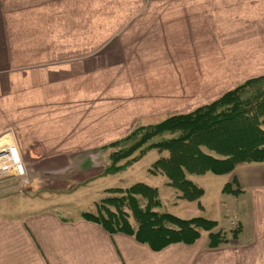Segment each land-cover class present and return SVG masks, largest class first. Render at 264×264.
Returning <instances> with one entry per match:
<instances>
[{"label": "crops", "instance_id": "1", "mask_svg": "<svg viewBox=\"0 0 264 264\" xmlns=\"http://www.w3.org/2000/svg\"><path fill=\"white\" fill-rule=\"evenodd\" d=\"M259 76L264 0H0V133L13 129L27 170L24 184L0 179V264H264V162L226 173L236 192H226L224 210L239 230L215 248L203 232L153 251L81 215H60L55 200L31 197L55 191L67 199L90 180L33 182L39 160H78L74 174L93 176L97 144L125 133L121 117L99 111L107 121L95 122L97 95L113 78L145 85L121 115L139 101L164 118ZM72 126L75 138L65 139Z\"/></svg>", "mask_w": 264, "mask_h": 264}, {"label": "trees", "instance_id": "2", "mask_svg": "<svg viewBox=\"0 0 264 264\" xmlns=\"http://www.w3.org/2000/svg\"><path fill=\"white\" fill-rule=\"evenodd\" d=\"M163 134L168 137L153 140ZM107 146L117 147L109 155V173L124 170L150 149L166 151L149 172L165 175L179 198L201 206L199 199L205 190L189 175H221L240 164L264 162V76L248 79L190 112L139 123ZM136 151L138 154L129 158ZM222 191L236 192L229 183ZM111 192L116 194L101 199L95 211H85L81 216L111 234L132 236L153 251L174 243L191 244L203 232L208 233L207 246L215 248L235 239L239 230L238 226L227 232L217 229L218 222L203 215L181 217L157 211L161 204L158 188L141 181Z\"/></svg>", "mask_w": 264, "mask_h": 264}, {"label": "rangeland", "instance_id": "3", "mask_svg": "<svg viewBox=\"0 0 264 264\" xmlns=\"http://www.w3.org/2000/svg\"><path fill=\"white\" fill-rule=\"evenodd\" d=\"M119 74V73H115ZM127 75V73L125 72ZM141 79L133 78H113L111 85H109L101 95H97L96 98V118L95 122L100 124V122L107 121L105 116L99 114V111L105 113H110L114 118L121 119L125 122L120 124V129L125 131L124 134L116 137L117 140L126 136L133 127L139 123H148L160 120V116L157 110L150 104H143L141 102H135L133 109L121 115L122 106L128 104L130 101L134 100L138 88H144L145 85H141ZM148 88H152L150 85ZM144 109V110H142ZM100 112V113H103ZM120 116H115V115ZM127 114L126 118L123 116ZM158 116V117H157ZM162 119V118H161ZM76 127L72 126L68 128L65 134V139L75 138L72 134L75 133ZM9 133L16 139L14 131L12 128L5 130L0 133V138L3 134ZM168 137L167 134H163L153 140H160ZM115 139V141H116ZM17 141V139H16ZM113 141V142H115ZM111 143V142H110ZM109 143H99L97 144L98 150L92 152V160L95 162L97 169L95 170V175L89 176V173L85 176H78L74 174L71 163L77 164L78 160H68V159H41L38 163L41 166V172L36 173L33 178V182L37 183H55L60 180L61 184L68 186H73L75 182H82L83 177H87L86 182H82L81 187H79L72 196L64 199V194L61 192H48L41 191V193L32 195V199L39 200H55L58 202L56 209L55 206H49V209H55L60 215L65 217L75 218L81 215V212L85 211H95L96 204L106 196L110 194H116L111 192V189L115 188H126L135 182L141 181L148 185L155 186L158 188L159 197L161 199L160 206L156 207L157 211H167L174 213L181 217H191L195 215H203L205 217H211L210 219L217 220L220 224L217 229L227 232L228 230L237 227V224H230L228 218L231 215L229 210H224L227 206V196L228 194L222 191L223 186L227 181V174L216 175L210 172L205 174H191L189 178L194 181L197 185L204 188L205 193L199 199L201 207L196 201H187L179 198V192L168 184V179L163 174H153L149 172V168L152 163L161 155H165L166 151H158L157 149L148 150L143 156L138 160L133 161L124 170L117 171L115 173H109L106 168L110 165V153L117 149V147L107 146ZM75 144L61 143L59 146H74ZM96 148V149H97ZM71 148V151H76ZM57 153L59 151H56ZM138 154V151L134 152L129 158H133L134 155ZM126 159L119 161L121 164ZM49 162H53V166L50 167ZM73 164V165H74ZM57 175L60 176L56 180ZM89 176V177H88ZM85 186H82V185ZM91 185V186H90ZM72 193V192H71ZM70 194V193H69ZM48 204V203H47ZM45 202H42L41 206H44ZM226 211V212H225ZM82 212V213H83ZM232 217V216H231ZM230 217V218H231ZM229 218V219H230ZM226 219V220H224ZM237 223V222H236ZM229 241L233 242V239ZM222 245V244H220Z\"/></svg>", "mask_w": 264, "mask_h": 264}, {"label": "built area", "instance_id": "4", "mask_svg": "<svg viewBox=\"0 0 264 264\" xmlns=\"http://www.w3.org/2000/svg\"><path fill=\"white\" fill-rule=\"evenodd\" d=\"M8 177L17 178L24 184L27 180V170L16 139L6 133L0 138V179ZM229 222L236 224V215H233Z\"/></svg>", "mask_w": 264, "mask_h": 264}]
</instances>
